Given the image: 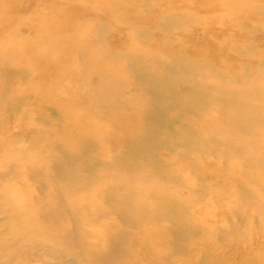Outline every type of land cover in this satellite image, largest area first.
I'll return each mask as SVG.
<instances>
[{"label": "rangeland", "instance_id": "1", "mask_svg": "<svg viewBox=\"0 0 264 264\" xmlns=\"http://www.w3.org/2000/svg\"><path fill=\"white\" fill-rule=\"evenodd\" d=\"M35 1L0 0V264H264V0Z\"/></svg>", "mask_w": 264, "mask_h": 264}, {"label": "bare ground", "instance_id": "2", "mask_svg": "<svg viewBox=\"0 0 264 264\" xmlns=\"http://www.w3.org/2000/svg\"><path fill=\"white\" fill-rule=\"evenodd\" d=\"M37 3V0L35 1V4ZM43 3H44V1L43 0H41V2H40V4L41 5H43ZM75 3V2H74ZM77 5V4H76ZM109 7V9L108 10H106L105 11V13H104V15L103 16H107L108 17V12L109 11H117V10H120L121 9V7L120 6H116V7H112L111 8V6H108ZM37 8V7H36ZM47 8L48 9H52L53 11H57V13L58 12H60V11H62V17H68L69 19H66V18H62V21H61V23L60 24H64L66 27H71V25L72 24H74V22H75V20L76 19H78V14H75V13H73V10L74 9H76V6H73L72 4H67L66 2H62V3H59L58 2V0H52V2H51V4L49 5V6H47L45 9L47 10ZM94 9V8H93ZM96 9V8H95ZM91 10V9H90ZM99 11V10H98ZM88 12V11H87ZM94 12V11H93ZM104 12V11H103ZM95 13H97V10H96V12ZM80 14H82L81 12H80ZM118 27V26H117ZM117 30V29H116ZM118 31V33H120V37L116 40V41H112L113 39H109V41H108V43L109 42H111V44L114 46V49H117V46H122V44H123V35H122V32L124 31V30H122L121 29V31L120 30H117ZM119 35V34H118ZM115 38H117V37H115ZM108 39V37L106 36L105 38H103V40H107ZM70 48H72V46H70ZM81 49V48H80ZM80 51V50H79ZM88 64L89 65H91L92 64V62L90 61V62H88ZM221 73H222V75L224 74L222 71H221ZM113 82H114V80H113ZM219 82V80H213L211 83L212 84H214V85H216L217 83ZM254 85H255V83H254ZM253 85V86H254ZM263 86H264V83H263ZM243 87H245V86H243ZM241 87H239V89H240ZM259 89V88H258ZM258 89L256 90V92H257V94H260L259 92H258ZM264 89V88H263ZM248 90H250V89H248ZM232 93H234L235 95H237L238 93H239V90L238 89H236V90H234ZM257 97V96H256ZM207 116V118L209 119L210 117H217L218 116V114L217 113H215V114H207L206 115ZM214 122V120H212V121H210L209 123H213ZM214 128V127H213ZM208 129V131L210 132V135L212 136L211 137V139H213L214 141V143H216L217 141H219L220 143H221V145H222V143L223 142H226L227 141V137H230L231 136V132H233L232 130H223V128H219V127H216L215 128V134L214 133H212V130H211V128H207ZM119 129H118V127H115V130H113L112 132H114L115 133V135H116V132L118 131ZM235 130V129H234ZM207 130H206V128L204 127L203 128V132L205 133ZM231 131V132H230ZM85 132V135L86 136H88V132L89 131H84ZM132 132V131H131ZM133 133V132H132ZM96 134V133H95ZM105 134V133H104ZM97 135V134H96ZM115 135H109V133H107V135H105L106 137L108 136V137H110V139H112V137H113V139L114 140H116L117 141V143H121L122 141H124V143L125 144H130V143H127L128 141L126 140V139H124V138H122V139H116L115 138ZM99 136V135H98ZM204 136V135H203ZM235 143H237V144H240V142H238V141H235ZM218 144V143H217ZM246 148H247V152L250 154V155H256V156H258V161H259V158H260V156H261V154L258 152V149H259V146L258 145H253L252 144V146H250L249 145V143H247L246 145H244ZM243 149H240V148H232V150H231V152H229L230 154H233L234 155V153L235 152H241ZM262 150V152L264 153V145H263V148L261 149ZM246 151H244L243 150V153H245L246 155H247V152ZM122 162V161H121ZM150 162V161H149ZM260 162V161H259ZM143 164V163H142ZM144 164H145V162H144ZM120 166V165H119ZM144 166V165H143ZM145 166H146V164H145ZM144 166V167H145ZM136 168H137V166H136ZM231 170H234V171H236V169H238V168H235L234 166L232 167V168H230ZM180 171V170H179ZM148 172H150V171H148ZM149 174H151V173H149ZM143 175H145V174H143ZM61 177V176H60ZM31 195V198H34L33 197V195L32 194H30ZM30 195H28V198H29V196ZM28 198H26L27 200H28ZM38 198V197H37ZM37 198H35V202H36V204L39 202L38 200H37ZM34 201V200H33ZM49 202V201H48ZM38 205V204H37ZM37 205H35V206H37ZM105 205V204H104ZM35 206H31V204H27V205H25V207L27 208V209H32L33 207H35ZM106 207V206H105ZM108 208V207H107ZM14 209V208H13ZM13 209L12 210H10V211H7V214H12V213H14V211H13ZM16 209H18V210H20L19 208H16ZM46 210V209H45ZM51 211H43V210H39V213H38V216L42 219V220H44V219H47L48 218V220H49V218L52 216H49L48 214L50 213ZM16 213V212H15ZM97 213V212H96ZM51 214V213H50ZM58 214V213H57ZM96 215V214H95ZM57 217H58V219H61V217H59L58 215H57ZM39 218V219H40ZM52 218V217H51ZM204 219L205 218H203V223H204ZM58 222V221H57ZM63 222H65V223H68L69 221H67L66 219H63ZM60 223V222H59ZM1 224L3 225L4 224V222H1ZM30 224L33 226V227H35V223H34V221L33 220H31L30 221ZM62 224V223H61ZM202 224V223H201ZM37 226V225H36ZM198 226H200V227H202L201 225H198ZM0 227H1V225H0ZM32 227V228H33ZM64 228H66V226L64 225ZM186 228L187 229H189V226L187 225V224H185V225H182V227L179 229V230H182L183 231V233L182 234H188L187 233V231H186ZM203 228V227H202ZM36 232V231H35ZM38 232V231H37ZM41 231H39L38 232V234H37V237L35 236V235H28V237H26L25 238V240L27 239L28 241H33V242H37L38 240H39V238H41L42 240L43 239H45L46 238V235L45 234H43V233H40ZM40 233V234H39ZM67 234L69 233V232H66ZM33 234H35L34 232H33ZM0 235L1 236H3L4 237V235H5V233H0ZM10 234H8L7 236H6V239L8 240V236H9ZM194 235V234H193ZM182 238H184V241L182 242ZM190 238H191V235L190 234H188V235H181V238L176 242V240H173V239H171L169 242H168V247H170L171 249H173L174 248V252H176V250L179 248V251L178 252H180V250H182L183 248V246H185V247H187V249H188V252H190V250L192 249V246H186L184 243L186 242V241H188V240H190ZM5 239V238H4ZM80 240H82V239H80ZM80 240H76V241H74V240H71L72 241V244H75L74 246L76 247V248H78V249H80V247L81 246H83V243H82V241H80ZM202 240L203 241H205V242H209V239H208V237H206L205 235L202 237ZM255 240H257V239H251V241H255ZM5 242V241H4ZM4 242H1L0 243V253H1V248L2 247H7V245H5V243ZM179 242V243H178ZM143 246H142V248L140 249V251H139V253H143V252H145V251H148V249H150L151 248V246L153 245V240H152V238L150 237V236H148V237H145L144 239H143ZM80 244V245H79ZM242 245L243 246H246V243L245 242H243L242 243ZM7 249V248H6ZM10 249H11V247H10ZM9 249V250H10ZM203 249H205V250H207L206 248H203ZM77 251H79V250H77ZM84 253V255L85 256H89L88 254H86L85 252H83ZM111 255H112V253H111ZM113 256V255H112ZM72 258V257H71ZM70 258V259H71ZM106 258V257H105ZM105 258L104 259H100L99 261H97V262H92L91 261V258H90V261H89V263L90 264H100V262L102 261V260H105ZM2 259V258H1ZM69 259V260H70ZM69 261H66L65 263H63V262H60V261H56V262H54L53 264H66V263H68ZM258 263V261L257 260H255V259H252L251 261H250V264H257ZM70 264H73V263H70ZM175 264H178V261L177 262H175Z\"/></svg>", "mask_w": 264, "mask_h": 264}]
</instances>
